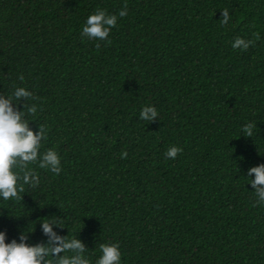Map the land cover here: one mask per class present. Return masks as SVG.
I'll use <instances>...</instances> for the list:
<instances>
[{"label":"trees","instance_id":"16d2710c","mask_svg":"<svg viewBox=\"0 0 264 264\" xmlns=\"http://www.w3.org/2000/svg\"><path fill=\"white\" fill-rule=\"evenodd\" d=\"M97 8L118 16L111 43L81 35ZM15 87L39 98L26 119L47 126L40 152L62 171L31 164L39 186L0 198L7 243H47L40 223L57 217L91 264L102 243L119 244L121 264H264L248 177L264 164V0H0V95Z\"/></svg>","mask_w":264,"mask_h":264},{"label":"clouds","instance_id":"9594fccd","mask_svg":"<svg viewBox=\"0 0 264 264\" xmlns=\"http://www.w3.org/2000/svg\"><path fill=\"white\" fill-rule=\"evenodd\" d=\"M125 4L119 11L118 16L123 18L127 15ZM223 19L221 25H227L230 16L228 10L222 9ZM116 14H108L105 10L97 8L93 14L87 17L81 35L93 40L108 41L112 28L118 22ZM255 40H245L236 37L233 49L248 50L259 40V34L253 33ZM99 48L100 45L96 44ZM19 80L23 81L24 76L20 75ZM32 92L24 87H15L11 95L5 97L0 95V198L3 200H22L21 193L25 192L24 185L36 188L40 184L39 175L29 165L38 164L40 169L50 170L53 174L59 175L62 171L61 158L54 149H47L41 154L42 141L48 138V128L46 125H38V131H33L29 124L31 121L27 116L35 117L38 112L36 103L29 104L28 101L38 100ZM24 101L23 110L18 106ZM14 101L18 103H14ZM16 105V106H14ZM158 112L154 106H144L140 111V119L151 122L156 120ZM257 126L249 122L243 129V136L253 137L254 129ZM182 149L171 146L165 153L166 158L175 159ZM128 157L127 151H122L121 159ZM250 184L255 189L258 198L255 205L264 204V164L251 167L248 170V177L253 176ZM254 205V206H255ZM63 219L53 217L50 221L44 220L40 224L43 233L48 237L47 243H37L30 245L26 241L28 236L21 233L19 240L13 239L6 242V233L0 231V264H91L85 257L87 250L85 244L77 237L58 235L54 231V226L65 228ZM100 257L95 264H121V251L118 243L100 244ZM63 253V255H61ZM71 253V255H69Z\"/></svg>","mask_w":264,"mask_h":264}]
</instances>
